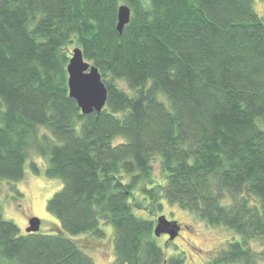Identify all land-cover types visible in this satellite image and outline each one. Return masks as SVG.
Returning <instances> with one entry per match:
<instances>
[{
  "label": "trees",
  "instance_id": "1",
  "mask_svg": "<svg viewBox=\"0 0 264 264\" xmlns=\"http://www.w3.org/2000/svg\"><path fill=\"white\" fill-rule=\"evenodd\" d=\"M122 6L131 15L120 33ZM75 48L107 88L99 113L70 97ZM32 153L63 182L47 211L65 232L102 239V223L114 228L112 264H186L158 245L165 201L240 237L208 264H264V16L254 0H0V194L24 179ZM0 264L95 262L63 233L21 234L0 203Z\"/></svg>",
  "mask_w": 264,
  "mask_h": 264
},
{
  "label": "rangeland",
  "instance_id": "2",
  "mask_svg": "<svg viewBox=\"0 0 264 264\" xmlns=\"http://www.w3.org/2000/svg\"><path fill=\"white\" fill-rule=\"evenodd\" d=\"M254 6L257 12L264 16V0H254ZM161 99L167 102L165 97L162 96ZM44 159L32 153L25 166L24 179L17 183L3 182L0 203L4 218L15 222L20 228L21 234L27 233L32 218H38L40 220L39 233H63L92 257L95 264H112L115 260V232L111 225L101 224V228L105 232V237L102 239L89 234L72 236L65 232L57 218L47 211L48 200L63 187V182L60 179L46 177L47 160ZM30 161L36 162L42 168L40 175L31 170ZM154 176L157 182L164 181L158 162L154 164ZM17 191L23 196L20 197ZM163 205V211L156 214L155 218L163 215L168 221L177 222L179 226V233L174 240L171 241L167 234L157 237L158 245L167 257L183 253L186 264H208L214 254L224 247L227 241L240 239L232 230L223 226H209L196 215L180 209L177 205H171L166 201L163 202ZM135 213L138 216L148 218V215L141 211L135 210ZM252 247L256 251L261 250L258 243H254Z\"/></svg>",
  "mask_w": 264,
  "mask_h": 264
},
{
  "label": "water",
  "instance_id": "3",
  "mask_svg": "<svg viewBox=\"0 0 264 264\" xmlns=\"http://www.w3.org/2000/svg\"><path fill=\"white\" fill-rule=\"evenodd\" d=\"M131 11L128 7L122 6L119 11L118 30L122 33L124 26L130 20ZM68 86L70 97L76 100L78 107L84 115L94 112H101L107 104V88L102 81V76L97 67L86 61L80 48L72 51V56L67 67ZM177 222H170L165 216L157 220L155 235H169L172 241L179 233ZM40 228V220L32 218L29 222L27 233H37Z\"/></svg>",
  "mask_w": 264,
  "mask_h": 264
}]
</instances>
